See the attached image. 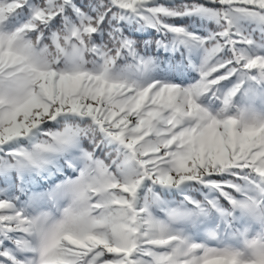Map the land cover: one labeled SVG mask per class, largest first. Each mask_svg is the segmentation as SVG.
<instances>
[{
  "label": "snow or ice",
  "instance_id": "obj_1",
  "mask_svg": "<svg viewBox=\"0 0 264 264\" xmlns=\"http://www.w3.org/2000/svg\"><path fill=\"white\" fill-rule=\"evenodd\" d=\"M0 264H264V0H0Z\"/></svg>",
  "mask_w": 264,
  "mask_h": 264
}]
</instances>
